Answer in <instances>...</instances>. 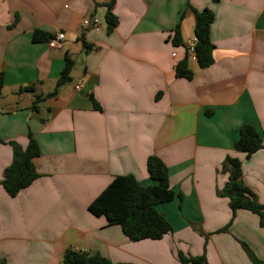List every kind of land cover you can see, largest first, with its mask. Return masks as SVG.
I'll return each mask as SVG.
<instances>
[{
    "label": "crops",
    "instance_id": "1",
    "mask_svg": "<svg viewBox=\"0 0 264 264\" xmlns=\"http://www.w3.org/2000/svg\"><path fill=\"white\" fill-rule=\"evenodd\" d=\"M108 1L0 0V260L61 264L67 248L133 264H180L179 252L203 254L204 264L263 260L258 216L233 212L217 191L227 180L225 157H237L264 205V0H115L110 32ZM204 7L214 13L212 62L200 67L187 55L192 76L176 77L193 37L192 9ZM92 17L97 26L82 24ZM177 24L180 45L171 41ZM38 30L62 32L61 47L34 41ZM65 55L73 65L55 86ZM50 92L33 111L34 98ZM242 124L262 137L248 156L233 148ZM29 133L39 175L9 196L1 184L9 142L25 147ZM150 155L179 196L156 206L170 232L132 241L87 206L116 175L150 185Z\"/></svg>",
    "mask_w": 264,
    "mask_h": 264
},
{
    "label": "trees",
    "instance_id": "2",
    "mask_svg": "<svg viewBox=\"0 0 264 264\" xmlns=\"http://www.w3.org/2000/svg\"><path fill=\"white\" fill-rule=\"evenodd\" d=\"M115 0L105 3L106 11L104 20L106 30L112 31L117 25V17L112 11ZM194 14L193 35L196 38L194 57L200 67H205L212 62L213 44L210 40V25L214 19V13L208 7L201 10L192 9ZM50 34L43 31H35L34 41H47ZM171 41L174 45H180V29L177 24L172 31ZM86 48L91 45L83 43ZM73 65V61L65 55L64 65L60 71L55 86L64 82ZM175 76L191 78L192 72L188 69L187 54L175 65ZM2 77L0 76V88ZM20 89H29L22 87ZM54 92L46 95H37L31 105L33 111H38L35 103ZM94 107L97 104L93 101ZM12 147V159L5 167L1 184L9 196H15L22 188L27 187L38 177L34 165V158L40 154L39 146L31 133L25 147L10 141ZM262 147L260 133L251 125L242 124L238 130V138L233 148L246 156ZM224 165L227 167V180L218 189L220 197L228 199V205L234 212L236 209H245L258 216L259 226L264 228V205L257 201L256 195L245 185L242 179L240 160L237 157L226 156ZM147 172L152 183L141 185L133 175H116L102 189V191L88 204L87 210L97 217H104L108 225L117 224L124 235L132 241L142 239H160L171 231V226L161 212L156 209L160 203L170 201L174 196H179L169 185L168 170L154 155L147 158ZM180 264H204L205 256L184 255L178 253ZM253 264H264V259L253 258ZM0 264H4L0 260ZM61 264H133L129 262H112L98 252L79 251L71 248L65 249Z\"/></svg>",
    "mask_w": 264,
    "mask_h": 264
},
{
    "label": "built area",
    "instance_id": "3",
    "mask_svg": "<svg viewBox=\"0 0 264 264\" xmlns=\"http://www.w3.org/2000/svg\"><path fill=\"white\" fill-rule=\"evenodd\" d=\"M100 23L99 19L97 17H92L91 19H83L82 24L85 26H97ZM63 33L62 32H56L54 36L50 37L46 42L49 47L52 48H59L62 45V39H63ZM196 44V38L193 35L192 38H190L186 43V54L189 56H194V47ZM172 55H175V53H172ZM77 89H80L82 87V83H77L75 85Z\"/></svg>",
    "mask_w": 264,
    "mask_h": 264
},
{
    "label": "rangeland",
    "instance_id": "4",
    "mask_svg": "<svg viewBox=\"0 0 264 264\" xmlns=\"http://www.w3.org/2000/svg\"><path fill=\"white\" fill-rule=\"evenodd\" d=\"M168 202V201H167ZM164 203V202H163Z\"/></svg>",
    "mask_w": 264,
    "mask_h": 264
}]
</instances>
